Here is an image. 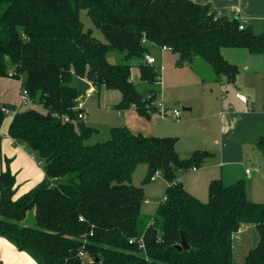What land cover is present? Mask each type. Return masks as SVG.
Segmentation results:
<instances>
[{"label":"trees","instance_id":"trees-1","mask_svg":"<svg viewBox=\"0 0 264 264\" xmlns=\"http://www.w3.org/2000/svg\"><path fill=\"white\" fill-rule=\"evenodd\" d=\"M81 10L107 41L84 29ZM239 25L237 17H219L193 0H0V76L22 78L35 105L18 109L0 101V127L3 107L16 111L9 133L35 152L46 173L16 197V175L0 171V236L39 264H235V234L255 224L259 239L244 264H264V202L248 197L244 180L213 179L209 199L201 200L177 172L201 167L209 151L182 158L177 136L146 135L127 125L87 143L97 128L79 119L76 108L91 83L93 93L120 91L116 108L160 112L162 66L144 61L152 46L170 48L180 56L178 65L202 58L217 80L236 82L240 68L222 48L264 53V33ZM111 52L122 61L110 62ZM135 59L146 91L132 79ZM256 146L264 154V134ZM142 163L143 182L156 173L169 182L151 216L142 212L144 186L132 180ZM182 233L188 249L177 246Z\"/></svg>","mask_w":264,"mask_h":264},{"label":"crops","instance_id":"crops-1","mask_svg":"<svg viewBox=\"0 0 264 264\" xmlns=\"http://www.w3.org/2000/svg\"><path fill=\"white\" fill-rule=\"evenodd\" d=\"M193 1L200 4H209L212 12L219 17H237L239 22L243 18L245 26H249L254 33H264V0ZM222 54L240 68L236 82L230 83L226 79L217 80L213 73H210V76L206 78L204 76L200 79L205 83V87L211 90L215 88L216 91L220 90V92L225 90L227 95L223 94V100L218 99L220 102L215 100V104H212L209 97L201 96L200 104L202 105L203 113L200 116H191V111L195 109V105H193L191 100L187 101L189 107H185L186 110L190 111L186 115L185 121L187 123L201 119V125L207 136H210L214 130H217L218 134L214 138V143L217 145L212 147V155L214 156L212 164L206 166L197 175L200 183L185 185L181 179H178L187 190L201 200H203V195L198 193L199 185L202 187L204 185L209 186V183L216 178L222 179L226 185H231L241 180L257 182L259 177L257 173L264 164V154L256 146V140L264 134V53H252L244 47L229 46L222 48ZM199 59L201 58H197L196 61ZM196 61L190 66L194 67ZM12 69H10V72L13 71ZM22 82V78L10 75L0 76V101L15 104L18 109L24 108ZM101 91L110 90L103 89L98 91V93L100 94ZM237 92L246 94L248 101L243 102L237 98ZM121 97L122 95L118 102ZM133 109L136 111L135 107ZM9 113H12V116L5 118L0 127V171L9 168L16 175L17 190L15 196L19 197L42 182L46 173L43 162L37 159L35 152L28 148L24 142H20L10 135L9 127L16 111H9ZM208 139V137H204V140L207 141ZM191 143H189L190 147L193 146V143ZM208 145L212 146L211 144ZM247 145H251L254 152L249 157H247L248 153H245L248 152L246 150ZM195 146L197 150L207 145H203V147ZM259 153L263 157L261 162L258 159L256 160V156ZM244 176L248 179H245ZM261 176H264V174ZM168 183L167 181V185ZM251 200L256 201L255 199ZM146 201L149 202V199H146ZM0 264L39 263L28 252L18 249L10 240L0 236Z\"/></svg>","mask_w":264,"mask_h":264},{"label":"rangeland","instance_id":"rangeland-1","mask_svg":"<svg viewBox=\"0 0 264 264\" xmlns=\"http://www.w3.org/2000/svg\"><path fill=\"white\" fill-rule=\"evenodd\" d=\"M81 19L85 30H91L94 36L102 41H107L101 28L93 22L87 10H81ZM149 51L156 58V63L162 65L161 91L156 100L157 105H159L161 109V113L151 111L150 115H142L138 110L135 111L133 107L125 109L116 108L115 104L121 96V92L118 90L101 91L100 94L98 92L95 94L93 93L94 95L84 98L82 109L87 113H85L87 117L85 121L87 124L89 123V125L96 126L98 131L89 137L87 143L105 141L111 137V128L113 126L127 125L133 131L142 132L146 135L177 136L178 141L176 149L182 158L192 155L196 150L195 145H197V147L207 145L200 150L207 149V151L210 152V156L199 169L196 171L193 169H180L177 172V178L181 179L185 185L198 184L200 181L197 175L206 166L212 164L214 158L212 155V147H216L217 145L214 143V138H216L218 134L217 130H214L210 136H207L201 125V119L187 123L185 119L190 111L186 110L185 107H189L187 101L191 100L193 105H195L194 111H191V116H200L201 113H203L202 105L200 104L201 96L209 97L212 104H215V100H223L222 95H227V93L225 90L220 92V90L216 91L215 88L211 90L205 87V83H203L201 79L204 76L205 78L210 76V73H213L214 76L215 74L211 65L202 58L196 61L194 67H191L186 63L185 65H178L177 60L180 56L170 49L165 50L162 46H152ZM108 59L110 62L116 63L122 61V55L117 52H111L108 55ZM132 65L133 81L138 84L141 91H146V83L140 80L138 60H132ZM76 81L78 80L76 79ZM88 84L89 88L93 89L91 83ZM32 106L35 105L31 101L28 104L26 103L24 108H31ZM174 108L180 110V117L177 118L173 115L172 110ZM10 116H12V113L10 114L8 112L5 118ZM204 137H208L209 139L206 141ZM191 142L193 146L190 147L189 143ZM205 143L211 144L212 146ZM246 150H248V152H245L248 153L247 157L254 154L251 145H247ZM262 158L261 153L257 154L256 160L258 159L259 162H261ZM146 172L147 165L144 163L139 164L134 170L132 180L136 185L144 186L145 202L142 205V212L147 216H151L156 213L159 203L165 198L167 179L162 173H158L155 175L154 179L151 178L149 181L143 182ZM263 174L264 164L257 173L259 176L257 182L247 180L246 183L248 184H246V191L250 199L264 201V176H261ZM244 178L248 179L246 176H244ZM198 193L203 195V200L207 201L209 199L208 186L204 185V187H202L199 185ZM146 199H149V202H147ZM34 213V209L28 212V217L26 219L27 223L31 224L34 222ZM258 239L259 234L255 224L246 225L243 231L235 234V264H244L249 249L256 245Z\"/></svg>","mask_w":264,"mask_h":264},{"label":"built area","instance_id":"built-area-1","mask_svg":"<svg viewBox=\"0 0 264 264\" xmlns=\"http://www.w3.org/2000/svg\"><path fill=\"white\" fill-rule=\"evenodd\" d=\"M241 19L242 20L240 22L239 27H240V29H244V27H245V24H244L245 20L243 18H241ZM163 49H170V48H168L166 46H163ZM144 61H146L149 64H156V58L150 52L145 53V55H144ZM93 91H94V87H93V89L92 88H88L86 90L85 94L82 95V96H80L78 98V105H77L76 108H81L80 111H79V113H78L79 119H83L84 120L86 118L85 111L82 109V107H83V101H84V98L85 97H88V96L92 95L93 94ZM236 97L239 98L243 102H247L248 101L247 95L244 94V93H242V92H237L236 93ZM22 101H23L24 104H26V103L28 104L29 102H31V98L29 96V92H28L27 89H23L22 90ZM3 110H4L5 113H8L10 111L8 108H5V107H3ZM159 113H161V111ZM173 114L175 115V117H180V111L178 109H174L173 110ZM65 120L68 121V120H70V118L68 116H66L65 117ZM192 169L193 170H196L197 168L196 167H193ZM247 171H249V170H247ZM156 174H158V173H156ZM154 178H155V175L152 177V179H154ZM131 242H133V239L131 240ZM80 253L83 255L84 254V251H81Z\"/></svg>","mask_w":264,"mask_h":264},{"label":"water","instance_id":"water-1","mask_svg":"<svg viewBox=\"0 0 264 264\" xmlns=\"http://www.w3.org/2000/svg\"><path fill=\"white\" fill-rule=\"evenodd\" d=\"M177 246L179 249H188L190 247V244H189L187 237L184 233H182L181 242Z\"/></svg>","mask_w":264,"mask_h":264}]
</instances>
